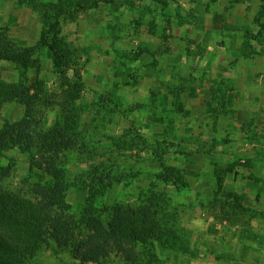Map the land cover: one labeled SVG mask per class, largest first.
<instances>
[{"label":"rangeland","instance_id":"1","mask_svg":"<svg viewBox=\"0 0 264 264\" xmlns=\"http://www.w3.org/2000/svg\"><path fill=\"white\" fill-rule=\"evenodd\" d=\"M37 3L67 13L59 32L67 76L41 46L26 68L1 60L0 78L58 93V101L74 98L76 132L118 157L121 180L97 205L138 206L145 192L162 191L188 250L156 246L135 263L114 255L81 262L48 247L35 264H264V0H0V43L36 45L45 19ZM58 103L44 109L43 129L63 116ZM24 110L3 103L0 129ZM157 152L180 171L179 187L156 178ZM82 158L65 157V198L77 222L85 193L73 183L86 169ZM10 160L7 186L33 200L28 157L12 146L1 157ZM213 163L233 167L220 192Z\"/></svg>","mask_w":264,"mask_h":264},{"label":"trees","instance_id":"2","mask_svg":"<svg viewBox=\"0 0 264 264\" xmlns=\"http://www.w3.org/2000/svg\"><path fill=\"white\" fill-rule=\"evenodd\" d=\"M35 5L41 7L45 16L38 42L32 48L23 49L0 43V61L11 60L26 68V58L46 46L51 52L55 71L66 77L70 58L62 46L59 32L67 13L55 10L51 15L48 9L53 10V5ZM72 89H77L75 82ZM52 93L30 91L25 84L8 83L0 78V108L3 103L11 101L25 106L19 120L5 122L0 129V264H35L37 255L48 247L56 252H67L81 262H99L114 255L135 263L141 260V252L149 253L156 246L187 251L188 247L183 245L186 243L185 234L171 223L165 212L170 201L166 193L149 190L144 193L145 202L138 206L97 205V198L103 196L114 182L121 180L118 157L108 148L87 144L94 135L76 132L80 118L68 112L73 105L76 110L78 108L72 104L74 98L58 101V93ZM53 103H58L63 116H57L51 127L43 129L44 109ZM109 139V143L116 145V139ZM12 146L29 159L28 178L33 180L28 182V190L33 200L20 190L7 186L14 163L10 160L3 164L1 157L4 150ZM73 152L77 157H83L81 161L86 163L81 177H75L73 183L85 193L79 222L74 219L65 198L69 188L65 157ZM162 153L157 152L161 169L156 178L179 187L181 173L178 168L165 163ZM213 165L216 187L220 192L226 174L233 167L231 164Z\"/></svg>","mask_w":264,"mask_h":264}]
</instances>
